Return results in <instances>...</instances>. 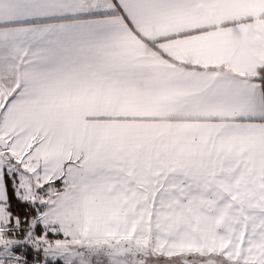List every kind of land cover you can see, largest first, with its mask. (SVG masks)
Here are the masks:
<instances>
[{
    "label": "snow or ice",
    "instance_id": "obj_1",
    "mask_svg": "<svg viewBox=\"0 0 264 264\" xmlns=\"http://www.w3.org/2000/svg\"><path fill=\"white\" fill-rule=\"evenodd\" d=\"M0 264H264V0H0Z\"/></svg>",
    "mask_w": 264,
    "mask_h": 264
}]
</instances>
